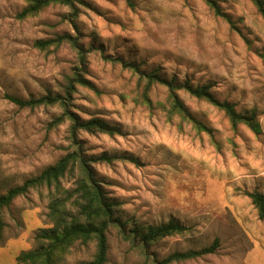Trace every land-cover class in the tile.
<instances>
[{
  "label": "rangeland",
  "instance_id": "374dc122",
  "mask_svg": "<svg viewBox=\"0 0 264 264\" xmlns=\"http://www.w3.org/2000/svg\"><path fill=\"white\" fill-rule=\"evenodd\" d=\"M215 1L235 29L203 0H131V6L125 0H77L72 23L65 5L51 4L19 20L29 0H0V195L72 151L70 122L50 126L62 113L59 106L21 109L5 99L62 94L78 66L76 52L67 43L46 50L34 43L69 34L85 49L99 48L87 55L83 73L94 89L76 87L70 110L118 130L111 136L78 131L85 156L137 161L91 163L115 217L128 221L127 231L170 220L188 228L142 249L110 227L106 264H158L215 239V253L169 264H264V219L244 195L264 194V20L250 0ZM103 56L178 82L210 85L217 101L238 112L254 109L261 133L244 125L232 129L222 110L184 90L179 98L210 133L170 119L162 86L151 89L153 107L147 108L139 103L132 71ZM61 183L70 188L72 180L67 175ZM47 204L42 187L2 210L0 264H18L19 253L36 247L35 232L51 227ZM94 253V242L76 243L58 264L88 262Z\"/></svg>",
  "mask_w": 264,
  "mask_h": 264
},
{
  "label": "trees",
  "instance_id": "16d2710c",
  "mask_svg": "<svg viewBox=\"0 0 264 264\" xmlns=\"http://www.w3.org/2000/svg\"><path fill=\"white\" fill-rule=\"evenodd\" d=\"M77 0H29L28 5L16 15L19 20L35 16L42 9L51 4L68 6L71 10L67 20L72 23L76 17L75 2ZM131 6V0H125ZM217 17L224 19L235 29L232 19L224 14L215 0H203ZM264 20V0H250ZM62 43H67L78 58V66L74 73L67 78V83L62 94H46L38 98L22 99L5 95V99L17 107L34 109L39 106H59L62 109L60 116L56 117L50 126H57L65 120L70 122L69 140L72 151L66 153L55 164L48 166L37 176L26 179L21 185L8 189L0 195V232L4 227L2 222V210L11 202L26 194L31 189L46 188L48 191L47 219L51 225L49 228H40L35 232L34 240L36 247L19 253L16 257L18 264H58L62 261L69 250L76 244H95V253L92 259L81 264H106L107 262V233L110 227H116L121 237L132 243L135 247L146 249L159 240L180 235L188 231V228L170 220L167 223L156 225H134L127 231L128 221H121L115 217L113 203L107 198L102 186L95 178L91 163L101 161L110 163L117 159L136 160L117 156L100 155L96 158L86 157L77 139V132L84 131L90 134L102 133L114 135L118 130L100 118L81 120L71 110L72 95L76 87L94 89L92 84L83 76L86 68V57L94 48L85 49L79 42L78 37L69 34L57 35L52 39L38 40L34 47L46 50L49 47L57 48ZM102 51V50H100ZM104 60L119 62L128 68L137 77V88L140 89L139 103L147 108H152L153 103L149 93L154 86H162L166 89L167 114L170 119L178 117L182 121L191 123L199 132L210 133V130L194 119L187 107L178 96L179 90L186 91L191 97L204 100L222 110L227 116L232 129L238 125H244L254 135L261 133V127L257 120V113L253 110L238 112L234 106L226 101L219 102L211 94L210 85L193 86L188 80L178 82L173 76L165 78L156 71L144 72L130 62L120 59L102 57ZM162 105V104H161ZM72 180L71 187L65 188L61 180L65 176ZM257 211L258 218L264 219V194L258 192L244 193ZM217 239L207 247L185 252H174L161 260L158 264L171 262L189 261L213 254L218 249Z\"/></svg>",
  "mask_w": 264,
  "mask_h": 264
}]
</instances>
